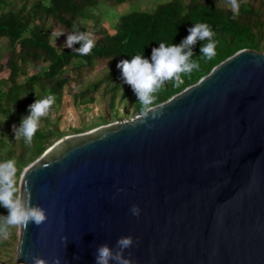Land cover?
I'll return each instance as SVG.
<instances>
[{"label":"water","instance_id":"water-1","mask_svg":"<svg viewBox=\"0 0 264 264\" xmlns=\"http://www.w3.org/2000/svg\"><path fill=\"white\" fill-rule=\"evenodd\" d=\"M151 108L24 168L19 195L49 218L19 229L16 264H96L122 236L134 264H264V52L240 49Z\"/></svg>","mask_w":264,"mask_h":264},{"label":"trees","instance_id":"trees-1","mask_svg":"<svg viewBox=\"0 0 264 264\" xmlns=\"http://www.w3.org/2000/svg\"><path fill=\"white\" fill-rule=\"evenodd\" d=\"M128 1L133 0H0V73L7 72L0 77V162H16L18 195L24 168L63 137L59 116L51 112L57 111L66 87L74 104L98 101L103 122L115 117L120 107H133L141 113L142 105L131 87L123 83L117 64L136 54L150 59L152 48L161 42L179 45L196 22L207 23L214 31L215 56L200 59L204 42H198L192 59L199 63V69L181 74L180 82H166L154 93L150 107L194 84L240 49L264 52V0H241L235 19L227 0H158L150 9L120 14L110 33L95 11ZM73 25L94 39L89 55L64 47ZM67 67L71 74L66 77ZM46 95L54 96L55 102L41 119L32 144L15 141L12 126H19L28 115V106ZM7 214L0 207V215ZM18 229H11L8 239H0V264H15Z\"/></svg>","mask_w":264,"mask_h":264},{"label":"clouds","instance_id":"clouds-1","mask_svg":"<svg viewBox=\"0 0 264 264\" xmlns=\"http://www.w3.org/2000/svg\"><path fill=\"white\" fill-rule=\"evenodd\" d=\"M227 4L235 19L241 7V0H227ZM188 33L179 45L159 43V47L152 48L150 59L145 58L143 54H136L131 60H121L117 64L123 83L131 87L139 104L142 105V111L138 117L141 124L147 123L146 118L149 117V113H151V119L157 118V114L150 107L155 98L154 93L168 81L180 82L181 74H188L194 69H199V63L192 59L195 54L193 49L198 42H204L200 48L202 53L200 59L211 60L215 56L216 43L213 39L215 33L207 23L196 22L188 29ZM66 37L64 47L82 56L89 55L95 46L91 34L79 31L76 25H73V31ZM77 44L80 47L76 48ZM255 63L260 66L262 61L258 59ZM54 102V96L46 95L30 104L27 109L28 115L22 117L19 126L15 124L12 126L15 141L23 139L24 143L30 146L39 129L41 119L49 114ZM0 207L8 212L6 216L0 215V239H8L10 230L13 228H23L26 231L30 224L39 227L49 218L47 209L32 204L30 187L26 189L23 197L18 195L17 167L12 159L0 162ZM130 213L139 217L141 209L138 205H132ZM64 239L67 241L68 238ZM136 243L138 241L132 236H122L116 241L114 248L107 243L101 244L96 248L95 262L96 264H134L130 258L132 253L129 251L126 258L125 252ZM28 259L31 264H49L48 260L31 254ZM52 264H62V262L56 258Z\"/></svg>","mask_w":264,"mask_h":264},{"label":"rangeland","instance_id":"rangeland-1","mask_svg":"<svg viewBox=\"0 0 264 264\" xmlns=\"http://www.w3.org/2000/svg\"><path fill=\"white\" fill-rule=\"evenodd\" d=\"M157 1L158 0H133L131 2L128 1L112 8L100 6L99 9L95 12L101 15L103 25L108 29L110 33H113L114 22L120 14L138 8L142 10L150 9L157 3ZM88 24L89 26H91L90 21H88ZM54 42L55 41L53 40V43ZM32 71H35V69H32ZM6 74L7 72H1L0 77H4L6 76ZM70 74L71 70L69 69V67H67L65 76L67 77ZM76 89H78V87H76ZM139 113L140 112L134 110L133 107H120L117 110L115 117L107 118L105 122H103L101 120L103 116L102 109L98 101L87 105L74 104L71 94L67 92V87L65 88L62 102L57 107V111L51 112L54 117L59 116L58 125L59 129L63 132V137L77 133L91 132L99 127L118 124L122 121L134 118ZM23 114L26 115L25 112H23ZM54 117L53 119H55ZM58 140L59 139H55L53 141V144Z\"/></svg>","mask_w":264,"mask_h":264},{"label":"crops","instance_id":"crops-1","mask_svg":"<svg viewBox=\"0 0 264 264\" xmlns=\"http://www.w3.org/2000/svg\"><path fill=\"white\" fill-rule=\"evenodd\" d=\"M64 96V95H63Z\"/></svg>","mask_w":264,"mask_h":264}]
</instances>
